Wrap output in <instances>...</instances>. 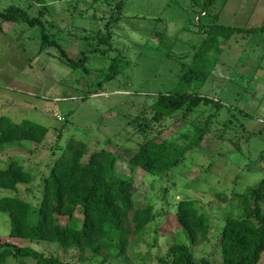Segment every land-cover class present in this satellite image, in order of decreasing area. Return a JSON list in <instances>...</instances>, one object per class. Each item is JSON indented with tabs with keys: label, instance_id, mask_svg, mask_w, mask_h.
Returning <instances> with one entry per match:
<instances>
[{
	"label": "rangeland",
	"instance_id": "obj_1",
	"mask_svg": "<svg viewBox=\"0 0 264 264\" xmlns=\"http://www.w3.org/2000/svg\"><path fill=\"white\" fill-rule=\"evenodd\" d=\"M0 0V116L16 122L31 120L45 126L42 143L23 141L0 152V166L12 158L30 169L35 179L17 191L0 188V198L17 195L38 205L43 177L69 139L88 143L89 153L105 148L118 156L117 174L133 182L136 204L150 203L154 218L139 240L117 259L62 249L55 243L30 242L9 236L8 215L0 211V243L31 246L69 264H163L174 242L190 245L176 223L180 200H192L210 223L208 238L191 247L197 258L220 262V233L227 216L242 212L240 194L264 180V0H214L218 24L239 28L206 57L210 75L205 83L182 85L211 99L188 116L183 110L155 121L152 104L160 93L178 88L182 73L205 38L199 29L200 5L192 0ZM116 51L89 54L88 72L63 65L54 48L39 53L38 27L3 21L15 6L40 16L72 58L88 52L94 34L112 16ZM203 24L211 23L207 17ZM156 33H162L160 39ZM87 37V38H86ZM106 47V46H105ZM118 55L115 77L106 81ZM57 117H60L58 119ZM208 133L199 147L166 174L154 176L132 169L129 159L144 141L157 137L186 144L197 127ZM59 133L61 134L59 136ZM262 185L264 186L263 182ZM264 212V196L260 201ZM81 223L82 215L75 213ZM61 224L66 217H58ZM33 259L6 264H33ZM258 264H264V252Z\"/></svg>",
	"mask_w": 264,
	"mask_h": 264
},
{
	"label": "trees",
	"instance_id": "obj_2",
	"mask_svg": "<svg viewBox=\"0 0 264 264\" xmlns=\"http://www.w3.org/2000/svg\"><path fill=\"white\" fill-rule=\"evenodd\" d=\"M192 1L200 5L199 17H207L211 23L203 24L197 18L205 38L192 64L181 74L178 88L157 95L152 104L155 121L180 110H183L184 116H188L200 104L211 102V99L196 91H184L182 85L187 84L190 88L193 84L205 83L210 75L205 56L211 50L219 49L220 40H228L236 32L243 31L218 24L219 13L212 12L214 0ZM38 2L41 3L40 15H44L47 8L41 0ZM115 8L119 16H112L94 34L98 45L88 52L82 50L78 58L67 54L40 16H31L28 11L11 6L2 14V20L38 27L41 35L39 53L54 48L63 65L87 73L89 54L107 55L117 50L112 43V26L120 17L122 6L116 3ZM156 34L162 39V33ZM118 59L116 55L110 63L106 81L115 77ZM207 123L197 127L186 144L157 137L144 141L129 159L131 168H140L154 176L166 174L184 160L187 152L200 146L208 133ZM47 132L45 126L31 120L16 122L10 117L0 116V152L10 146L22 145L23 141L42 143ZM117 161L118 156L105 148L89 153L88 143L69 139L55 158L49 173L43 177L38 205L16 194L0 198V211L8 215L10 222L9 236L30 242L55 243L62 249H78L82 257L89 254L103 256V260H107L108 257L117 259L124 256L153 220L154 210L150 203L142 206L136 204L133 182L117 174ZM34 179V173L13 158L5 166H0L2 189L15 192L19 185L30 184ZM262 182L264 184V180ZM262 182L251 193L240 194L243 208L238 217H226L219 239V263H213L207 257L197 258L191 248L207 240L210 231L208 217L199 212L192 200L178 201L175 220L186 233L190 245L174 242L162 263L258 264L264 252V212L260 205L264 196ZM76 211L82 215L81 223L75 219ZM58 217H66L67 222L59 223ZM10 258L19 262L30 258L34 260L33 264H69L58 257L46 256L31 246L0 243V264H6Z\"/></svg>",
	"mask_w": 264,
	"mask_h": 264
},
{
	"label": "built area",
	"instance_id": "obj_3",
	"mask_svg": "<svg viewBox=\"0 0 264 264\" xmlns=\"http://www.w3.org/2000/svg\"><path fill=\"white\" fill-rule=\"evenodd\" d=\"M58 119H60V117H57Z\"/></svg>",
	"mask_w": 264,
	"mask_h": 264
}]
</instances>
